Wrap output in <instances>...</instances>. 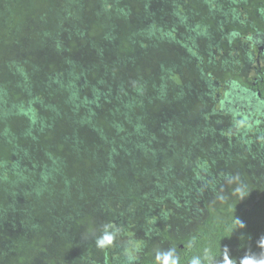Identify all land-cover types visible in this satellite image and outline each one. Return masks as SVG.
<instances>
[{
	"label": "trees",
	"instance_id": "16d2710c",
	"mask_svg": "<svg viewBox=\"0 0 264 264\" xmlns=\"http://www.w3.org/2000/svg\"><path fill=\"white\" fill-rule=\"evenodd\" d=\"M242 1L226 14L224 0H0V264L47 250L57 264L74 247L106 261L141 251L139 264L169 247L180 264L262 251L264 134L250 117L264 119V56L253 86L229 43L264 0ZM38 45L61 62L26 52ZM104 225L120 246L96 247Z\"/></svg>",
	"mask_w": 264,
	"mask_h": 264
},
{
	"label": "rangeland",
	"instance_id": "374dc122",
	"mask_svg": "<svg viewBox=\"0 0 264 264\" xmlns=\"http://www.w3.org/2000/svg\"><path fill=\"white\" fill-rule=\"evenodd\" d=\"M22 30H24V33H27L29 30H31V25H23V27H22ZM19 31V30H18ZM28 41L27 40H23V45H21V47H23L24 48V46L26 45H29V43H27ZM46 44L48 45L49 43L48 42H46ZM16 47V45H12L11 46V48L8 50V55L10 56V57H8L9 59L10 58H13V55H14V52H13V50H14V48ZM42 47V45H38V50L39 51H32V50H29V47L26 49V52L27 51H29V52H31V53H37V52H39V54L41 55L40 56V58H44V60H47V61H49V62H56V64H59L60 62H61V59L59 58V57H55V56H50L49 54H50V51L51 50H53L52 49V47H50L49 46V48H48V50H46L45 48H41ZM5 59V58H4ZM85 60H87V59H85ZM81 61H83V60H81ZM220 95H222V93L220 94ZM242 103V102H241ZM239 104L240 103H236L235 104V107L236 108H239L240 107V109H244V107L243 106H239ZM247 110V109H246ZM249 112H251V111H246L245 112V114L246 115H248V116H250V113ZM226 116H228V119H226ZM250 118H252V120L250 119V121H251V123L252 124H256L257 123V125H255L256 127L254 128V129H259V131L261 132V133H263L264 134V126H263V124H264V119H261V118H259L258 119V117L256 116V115H254V116H251ZM232 117H231V119L229 118V114H226V113H223L222 114V120H227V121H230V123H226V122H223L221 125V129H228L229 131H231V132H235V131H237V126L239 125L238 123H234V119H233V121H232ZM259 121H261V122H259ZM195 122V121H194ZM185 123H188V124H191L192 122H184V124L182 125V124H178V125H180V126H182V127H184V125H185ZM211 124H213V122H210ZM214 125V124H213ZM227 132V133H226ZM226 132H225V134H228V131L226 130ZM231 134V133H230ZM257 135H258V133H257ZM254 137V136H253ZM220 139V138H219ZM255 141V140H254ZM221 142V141H220ZM204 143V142H203ZM223 143V142H222ZM205 145H208L207 143H204L203 144V146H205ZM264 148V147H263ZM213 157H215L216 159H218V158H220V156H218V155H213ZM249 170L251 171V173H256V174H260L261 173V170L259 169V168H256V169H253V168H249ZM243 179V177L241 178V180ZM233 180H236V179H233ZM235 182H239V181H231L229 184H231V185H234V183ZM262 184V183H261ZM104 216H109L110 217V214L108 213V212H105V215ZM111 220V219H110ZM193 226V225H192ZM128 230L129 229H125V230H123V233H122V231H121V234L123 235V236H126V234H129V232H128ZM136 229L135 228H132V231H135ZM62 231V230H61ZM60 231V232H61ZM16 234H18L19 235V232H15ZM79 233V229H75L74 230V234L76 235V234H78ZM61 234H62V232H61ZM80 234V233H79ZM119 235V234H118ZM118 235H117V238H116V240H115V242L117 243V245L118 246H120V241L118 240ZM138 237V239H139V234H138V230H136L135 232H134V235H133V237ZM60 237H62L61 235L59 236V238ZM127 237V236H126ZM128 239V238H127ZM65 243L66 242H68L69 243V238H67L66 239V241H64ZM111 248V247H110ZM59 249V248H58ZM77 250H78V247L76 248V247H74L73 249H70V251L69 252H67V249H65V250H62V249H59V251H58V254L60 255H63V258L62 259H59V260H57V264H130V263H132V262H127V259L124 257V256H122V257H120V259H110L109 261H104L103 262V259H102V257L100 256V255H98L97 256V254H98V252L97 251H93V255L92 254H88L87 253V255H86V253L83 251V249H80V257L79 258H77V256H76V253H77ZM51 255V256H50ZM122 255H126V253L125 254H122ZM86 256H88V258H87V261H85V257ZM58 258V257H60V256H55L54 255V252H53V250H47V252H44V251H42V252H40V255L37 257V258H35V259H33L31 262H30V264H51V259H53V258ZM128 257V256H127ZM77 258V259H76ZM134 261V260H133ZM135 264H137V262H135Z\"/></svg>",
	"mask_w": 264,
	"mask_h": 264
},
{
	"label": "crops",
	"instance_id": "0c3cea01",
	"mask_svg": "<svg viewBox=\"0 0 264 264\" xmlns=\"http://www.w3.org/2000/svg\"><path fill=\"white\" fill-rule=\"evenodd\" d=\"M241 1V2H240ZM243 4L242 7H245L246 4L239 0V4ZM234 4V0H224L223 4V12L228 13V9ZM254 10V11H253ZM252 17L253 19H248L247 16L242 15L239 16L241 18V25H243L244 28L249 30L248 35L244 37L243 42L239 44L238 47H234V43L230 44V50L232 59L230 60V66L233 69V67L238 68V73L240 76H243L246 78L251 85L256 84V80H258V68L260 65V58L264 56V31L260 30L258 27L264 28V8H257L252 10ZM242 10L239 9L238 13H241ZM225 39V38H224ZM223 39V40H224ZM222 40V41H223ZM226 41V39L224 40ZM247 46H244L246 45ZM225 45V44H224ZM250 45V46H249ZM244 46V48L242 47ZM223 53V51H221ZM261 62L264 63V58L261 59ZM224 92V91H223ZM219 101V99L216 101V103ZM215 103V104H216ZM250 115L254 111V109L250 106Z\"/></svg>",
	"mask_w": 264,
	"mask_h": 264
},
{
	"label": "clouds",
	"instance_id": "9594fccd",
	"mask_svg": "<svg viewBox=\"0 0 264 264\" xmlns=\"http://www.w3.org/2000/svg\"><path fill=\"white\" fill-rule=\"evenodd\" d=\"M241 227L244 228L245 224L240 220ZM118 235V230L112 228L110 225H104L103 230L99 235L95 236V245L99 249H106L112 247ZM258 246L262 249L260 253L246 252L244 256L239 259V264H264V236H261L257 241ZM220 256L213 255L210 248H205L203 255L194 256L189 261V264H231V256L229 248L224 246L220 249ZM133 256H129L128 260L131 262ZM154 259L157 264H180L181 256L174 248L158 249L154 253Z\"/></svg>",
	"mask_w": 264,
	"mask_h": 264
},
{
	"label": "flooded vegetation",
	"instance_id": "af4514ba",
	"mask_svg": "<svg viewBox=\"0 0 264 264\" xmlns=\"http://www.w3.org/2000/svg\"><path fill=\"white\" fill-rule=\"evenodd\" d=\"M253 86H256V84H254ZM245 103H246V102H245ZM251 108H252V106H251ZM252 109H253V108H252ZM141 255H142V252L140 251V252L138 253V258H139V259H140ZM129 256H131V254H129L128 257H129ZM128 257H127V262H129ZM139 259L136 261L137 264H139V262H138ZM104 261H106V260L103 259V262H104ZM131 262H132V263H130V264H135V262H134L133 260H132Z\"/></svg>",
	"mask_w": 264,
	"mask_h": 264
},
{
	"label": "water",
	"instance_id": "95a60500",
	"mask_svg": "<svg viewBox=\"0 0 264 264\" xmlns=\"http://www.w3.org/2000/svg\"><path fill=\"white\" fill-rule=\"evenodd\" d=\"M258 96L260 97V94Z\"/></svg>",
	"mask_w": 264,
	"mask_h": 264
}]
</instances>
